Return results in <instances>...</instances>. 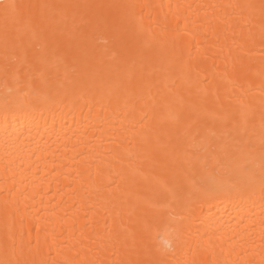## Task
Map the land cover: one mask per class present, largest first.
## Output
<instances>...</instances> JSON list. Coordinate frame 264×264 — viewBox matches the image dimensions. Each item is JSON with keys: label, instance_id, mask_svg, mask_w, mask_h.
<instances>
[{"label": "bare ground", "instance_id": "obj_1", "mask_svg": "<svg viewBox=\"0 0 264 264\" xmlns=\"http://www.w3.org/2000/svg\"><path fill=\"white\" fill-rule=\"evenodd\" d=\"M0 264H264V0H0Z\"/></svg>", "mask_w": 264, "mask_h": 264}, {"label": "snow or ice", "instance_id": "obj_2", "mask_svg": "<svg viewBox=\"0 0 264 264\" xmlns=\"http://www.w3.org/2000/svg\"><path fill=\"white\" fill-rule=\"evenodd\" d=\"M14 7V6H13Z\"/></svg>", "mask_w": 264, "mask_h": 264}]
</instances>
